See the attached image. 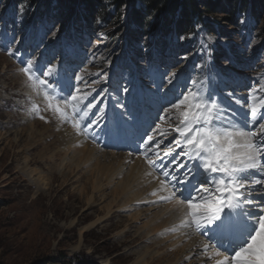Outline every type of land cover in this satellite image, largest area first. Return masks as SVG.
<instances>
[{
  "label": "rangeland",
  "instance_id": "1",
  "mask_svg": "<svg viewBox=\"0 0 264 264\" xmlns=\"http://www.w3.org/2000/svg\"><path fill=\"white\" fill-rule=\"evenodd\" d=\"M200 4L204 16L203 23L197 24L200 28L197 29L195 25L193 31L179 33L180 9L175 11V15L163 9V15L155 14L147 23L139 26L132 17L134 11H143L144 3L141 0H123L120 9L113 1L102 0L99 9L96 8L92 14L87 0H75L73 11H65L62 0H27L24 3L20 0L17 4L16 0H0V157L6 151L9 156L5 164L14 163L10 171L0 174V264H134L140 256L150 255L154 251L160 254L170 247L173 242L170 240L157 244L134 243L132 246L128 242L116 246L118 232L130 229L132 234L129 240L140 233L144 235L159 210L157 205L170 206L172 202L157 203L156 206H151L153 202L131 203L130 208L122 210V197L118 198L117 193L121 185L126 184L129 177L126 172L116 177L103 191L106 197L102 199L101 206L109 208L106 212L116 216L112 220L114 223H103L113 225L106 237L100 239L97 234L83 231L88 220L74 228L56 232V226H48V223L61 224L66 221L64 217H59L58 212H54L55 219L49 216L59 202H63V205L73 200L74 204L79 205V200H68L67 193L59 194L60 181H56L51 190H44L45 198L39 199L41 193L35 187H27L30 184L26 176L28 172L20 170L27 159L30 160V169H43L49 176L57 172L70 152L71 155L76 153V157L91 150L86 167L70 173L73 183L70 189L77 194L85 183L96 179L98 169L102 171H99L100 174L105 175V180L107 175L121 170L125 160L107 156L106 152H115L108 148L99 150L95 144L85 145L86 138L91 141L88 135H78L70 124L49 111H43L46 107L44 91L29 81L20 69L24 66V59L34 56L42 64L60 65V79L65 84L69 83V77L74 73L91 74L103 69L109 74L108 90L111 96L119 99L118 91H114L116 86L121 81H131L128 86L137 88L136 99L140 96L143 100L151 99L154 102L151 110L159 108V96L170 87L165 84L157 91L161 77L170 72L177 73L180 81L177 89L192 77L198 81V88L214 93L221 102L224 101V93L226 101L234 102L233 97L246 100L249 89L253 88L258 90L256 94L264 97V0H200ZM13 5H17V10L12 8ZM106 10L114 16L104 17ZM96 13L103 18H95L97 22L94 23L97 25L100 22L102 27L93 31ZM75 30L79 32L77 35ZM189 33H194L191 39H181ZM208 36L216 37L211 58L202 49V45L209 43ZM16 57H19L18 60ZM196 65L201 67L197 68ZM85 78L90 79L88 76ZM104 86L99 80L92 84L97 90ZM228 93H232V96ZM110 104L108 100V106ZM35 105H39L41 111L38 112ZM232 109L240 113L244 111L237 103ZM40 115L45 119H41ZM130 117L135 122L130 124L125 139L119 143L106 139L109 145L125 149L130 141L139 140L144 129L138 128L143 122L139 114L135 117L131 114ZM68 138H72L73 142L68 144ZM58 139H61V144ZM82 139L85 140L82 142ZM31 145L38 147L30 152L28 148ZM60 149L67 150L52 160L51 156ZM133 163L134 160L130 166ZM63 168L68 172L69 163ZM136 170H141L139 165ZM83 175H86L83 181L75 182ZM14 179L15 184L10 181ZM255 187L257 191L253 194L261 195L260 186ZM25 191H31L26 198L23 194ZM95 195L100 196V193ZM138 211H141L140 214H137ZM82 213L83 209L74 217H80ZM115 223L119 227H115ZM99 229L97 226V233ZM158 232L155 230L152 234ZM216 244L213 246L215 249L219 247ZM204 253L200 252V256L206 258L203 262L214 264V258ZM127 254L130 257L124 256ZM225 254L230 255V251ZM173 257L177 259L180 255ZM159 264H169V260Z\"/></svg>",
  "mask_w": 264,
  "mask_h": 264
},
{
  "label": "snow or ice",
  "instance_id": "2",
  "mask_svg": "<svg viewBox=\"0 0 264 264\" xmlns=\"http://www.w3.org/2000/svg\"><path fill=\"white\" fill-rule=\"evenodd\" d=\"M207 40L202 49L211 58L216 37ZM23 64L20 71L44 89L43 111L70 124L78 135L95 139V129L101 128L116 143L125 139L135 122L129 113L136 115L137 88L128 86L131 81L116 86L120 98L113 96L109 118L108 96L112 93L107 71L74 73L65 84L58 64H42L34 56ZM98 80L105 85L99 90L92 87ZM161 81L158 92L165 84L170 87L159 96L157 115L136 144V153L150 169L146 175L157 182L152 202L186 205L181 225L216 241L219 247L213 256L220 257L216 264H264V204L258 202L264 201V194L252 196L255 186L264 189V97L256 94L255 88L249 89L246 100L233 97L244 110L240 113L225 107L214 93L198 88L195 78L189 77L179 89L177 73H166ZM34 107L41 111L39 105ZM40 118L45 119L43 115ZM210 247L202 244L205 252Z\"/></svg>",
  "mask_w": 264,
  "mask_h": 264
},
{
  "label": "bare ground",
  "instance_id": "3",
  "mask_svg": "<svg viewBox=\"0 0 264 264\" xmlns=\"http://www.w3.org/2000/svg\"><path fill=\"white\" fill-rule=\"evenodd\" d=\"M68 139H69L67 141L68 144L73 142L72 138H68ZM84 140L85 139H82V142ZM86 140H87V143L85 145H94V143L89 141L87 138ZM57 141L60 144L62 143L61 139H58ZM37 147L38 145H34V146L31 145L28 148V151L30 152L34 151L35 149H37ZM66 150L67 149L58 150L56 153L53 154V156H51V159L54 160L56 159V157H60L62 152ZM99 150H102V149L99 148ZM91 154L92 152L91 150H89V151H84V154L80 153L79 156L75 157L76 153L71 155V152H70L68 154V158H65V160L63 159V164H61L58 167L57 172L56 171L52 172L51 175L49 176L45 173V171H43V169L42 170L38 168L30 169V160L28 159L25 161V164L23 167L21 168L19 167L21 171L24 170L23 171L24 173L28 172L26 176L29 178L30 184L27 187L28 188H31V186L35 187L37 191L41 193L39 196V199L45 198L44 193L47 190H51L54 187L56 181H60V183L58 184L57 192L59 194L67 193L69 197L68 200H70L71 198L72 199L75 198L76 200L77 199L79 200V205L74 204L73 200L71 202L69 201L70 203L66 201V203H64L63 205L61 204L63 202H59V205H56L54 207V210H51L52 213L49 214V216L50 217L52 216V219H55L56 217L54 212H58L59 217H64L66 220L65 222L61 224L48 223L49 224L48 226L50 227L56 226L55 232L59 231V229L65 230L67 228L68 229L74 228L79 223H82L88 220L89 222L87 226L84 227L85 229L83 231L88 232V234H91V235L97 234L100 237V239H103L104 237H106L107 233L111 231L110 227L113 225L112 224L109 225L108 223H105V224L103 223L105 221H112L113 218L116 216L113 213H110L108 211H107L108 213L106 212V210L109 208L106 209L104 205L101 206L103 204L102 199L106 197V194L103 191L106 189V187L109 186V184L112 181L113 182L115 181L116 177H119L120 175L122 176L123 172L128 173L129 177H127L126 184L121 185V189L119 190L120 192L117 193V197L118 196L122 197L121 198L123 202V205H121L122 210L130 208L131 203H134V204L135 203L139 204L143 202L150 203L155 200L154 197L151 195V192L156 189L157 182L152 180L151 177L146 175V172L150 171V169L148 168L147 164L144 162L143 158L139 154L130 155L129 153H127L126 155H124L123 153L117 154L116 151L106 152V155L109 157L113 156L115 158H118L121 161L125 160V162H123V164L121 165V170L118 169L117 172H114L111 175H107L106 179L104 180L105 175H103L102 173L100 174L99 173L100 169H98V172H97L98 174H97L96 179L93 180L91 183L89 182L85 183L86 185H83V187L80 190L77 189L79 190V193L78 194L75 193L74 189L73 190L72 188L70 189V187L73 185V183H71V180H70L71 179L70 173L75 171V169L85 168L87 165L89 156ZM8 156H9L8 152L4 151V155L0 157V170H2L0 174H2V172L6 170L10 171L13 167L14 163L12 161L11 163L5 164ZM133 160H134V163L130 166V163ZM68 163H69L71 170L69 169L68 172H65L63 167L64 165H67ZM138 165L141 168V170H136V167ZM85 176L86 175H83L82 177L77 178L75 182L83 181V178ZM15 179L10 180V181L13 183L16 181ZM87 180L89 181L90 179L88 178ZM106 180H108L107 184L104 183ZM30 192L31 191H25L24 193L23 192L22 193L24 194L26 198V196H28ZM90 193H92L91 196H89ZM95 193L96 194L100 193V196L95 195ZM252 196L255 198V197H258L259 195L252 193ZM58 201H59V198L57 199V202ZM258 202L263 204V201H258ZM156 205L157 203H153L151 206H156ZM157 207L159 208V210L154 215V219H152L154 221L149 225L148 231L146 230L145 231L146 233H144V235L143 233H140V235H137V237L133 239L131 238V240H129V237L132 233H131V230L127 228L124 231L118 232L117 234L118 243L117 242L115 243L116 246L119 247L120 245L127 244L128 242L130 243V246H132V244L134 243H142V242H148V243L152 242L153 243L154 242L157 244V243L164 242L166 240H170L173 242L170 243V247H168L165 252L158 254L157 251H154L152 254L147 255L148 257L146 255L140 256L139 259L136 260L134 264H159L162 261H167V260H169V264H179V262H184L187 264H207L203 262V260H205L206 258L203 256H200V252H205L202 250V244L207 243V242L202 237L199 240V237L195 236L194 232H191V228L183 227L181 225V220L183 219L184 212L187 210L186 205H178L176 201H172L170 206L157 205ZM66 208L68 209L67 212L65 211ZM81 209H83V213L81 214V216L74 217L76 214H78L81 211ZM258 210L259 209H255V211H258ZM141 211H138L137 214H140ZM225 211H227V208H225ZM141 217H138V218L140 219ZM111 223H114V222L112 221ZM101 224L103 225L100 226ZM97 226L100 228L99 233H97V230H96ZM115 227H119L118 224L115 223ZM155 230H158L159 232L157 234H152L154 233ZM105 240H109V238ZM208 244L211 247L208 253L205 252L204 254L205 255L210 254V256L214 258L213 263L216 264L215 263L216 260L220 259V257L213 256V252L216 250L215 248H213V246L216 244V241L210 240L208 241ZM216 247H217V244H216ZM220 250L222 252H225V249L224 250L220 249ZM156 253L157 255L155 256ZM174 255L176 257L180 255V257L176 259L173 257ZM124 256L130 257V254H127Z\"/></svg>",
  "mask_w": 264,
  "mask_h": 264
},
{
  "label": "trees",
  "instance_id": "4",
  "mask_svg": "<svg viewBox=\"0 0 264 264\" xmlns=\"http://www.w3.org/2000/svg\"><path fill=\"white\" fill-rule=\"evenodd\" d=\"M17 1L20 0H16V4ZM62 1L65 11L67 9H69V11H71V9L72 11L74 10L75 0H62ZM87 1L90 4L89 12L91 14L96 8L99 9V6L102 3V0H87ZM111 1H113L114 5L116 4V6H119L120 9L123 0H111ZM141 1L144 3L142 8L143 11L142 12L134 11L132 17L139 26L142 25L144 22L147 23L148 19L153 15L162 14L161 11H163V9L165 11H170L171 14L174 15H175V11H178L179 9L181 10V12H179L181 13V19L178 23L179 33H185L186 31L191 32L195 28V25L203 23L204 16H203V12L200 9V5H201L200 0H141ZM24 2H27V0H22V3ZM208 4L210 5V3ZM97 13L94 15V21L92 26L93 31L96 30L98 27L100 28L102 27L101 25H99V23L97 25L96 23H94L97 22L95 18L97 19L103 18V17H98ZM105 16L109 18V17H113L114 14L109 13L106 10L104 13V17ZM119 17L120 15L118 16V18ZM165 17L166 16L164 15V18Z\"/></svg>",
  "mask_w": 264,
  "mask_h": 264
}]
</instances>
